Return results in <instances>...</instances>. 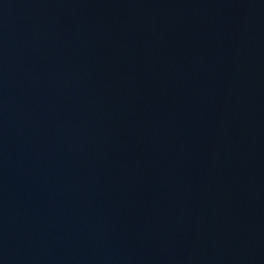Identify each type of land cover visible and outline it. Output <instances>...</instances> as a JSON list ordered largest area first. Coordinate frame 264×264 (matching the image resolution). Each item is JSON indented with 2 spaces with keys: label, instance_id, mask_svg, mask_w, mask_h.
<instances>
[{
  "label": "water",
  "instance_id": "obj_1",
  "mask_svg": "<svg viewBox=\"0 0 264 264\" xmlns=\"http://www.w3.org/2000/svg\"><path fill=\"white\" fill-rule=\"evenodd\" d=\"M0 264H37L1 180Z\"/></svg>",
  "mask_w": 264,
  "mask_h": 264
}]
</instances>
